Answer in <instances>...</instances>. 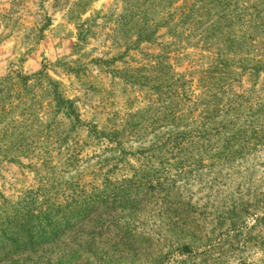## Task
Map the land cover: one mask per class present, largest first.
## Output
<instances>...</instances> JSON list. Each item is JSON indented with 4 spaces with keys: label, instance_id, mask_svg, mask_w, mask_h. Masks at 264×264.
Listing matches in <instances>:
<instances>
[{
    "label": "rangeland",
    "instance_id": "1",
    "mask_svg": "<svg viewBox=\"0 0 264 264\" xmlns=\"http://www.w3.org/2000/svg\"><path fill=\"white\" fill-rule=\"evenodd\" d=\"M99 2L0 0V264H248L264 0Z\"/></svg>",
    "mask_w": 264,
    "mask_h": 264
},
{
    "label": "trees",
    "instance_id": "2",
    "mask_svg": "<svg viewBox=\"0 0 264 264\" xmlns=\"http://www.w3.org/2000/svg\"><path fill=\"white\" fill-rule=\"evenodd\" d=\"M222 1H224L223 3L224 4H226L227 6H225V8H230V7H232V6H236L237 4H238V0H222ZM238 17V16H237ZM233 20V19H232ZM231 20V21H232ZM215 113H222L224 116H221L222 118H224L225 120H226V118H225V116L227 115V120H238V114L237 113H235V111L232 109V108H229L228 110H227V113L225 114V110H221L220 108H215L214 110H212V113L211 114H209V118L210 119H213V120H216V119H218V116H216V115H214ZM235 113V114H234ZM223 119V120H224ZM255 120H264V112L262 111V112H259L256 116H255ZM260 134H257V139H258V141H261L262 139H260L258 136H259ZM262 136V135H261ZM250 204H246V205H244V210H242V212L241 213H244L245 212V214H248V213H250V206H249ZM254 209H257V208H255L254 207ZM244 211V212H243ZM256 215V214H255ZM252 217H254V216H252ZM256 218H254V221H255V223L257 224V227H256V229L255 230H259V233H260V239H264V213L262 214V215H257V216H255ZM5 232V231H4ZM5 236V233H3L2 234V236L0 237V238H3ZM184 251H190V249H188V248H185V250Z\"/></svg>",
    "mask_w": 264,
    "mask_h": 264
},
{
    "label": "clouds",
    "instance_id": "3",
    "mask_svg": "<svg viewBox=\"0 0 264 264\" xmlns=\"http://www.w3.org/2000/svg\"><path fill=\"white\" fill-rule=\"evenodd\" d=\"M105 0H100L99 3L94 5V8H99L101 6L102 3H104ZM54 3V0H48V4L49 6ZM5 7H8V5H5ZM92 13L89 12L88 15H91ZM85 19H87V16L84 17ZM6 23V22H5ZM11 29H8L7 31H10ZM0 31H4L2 24H0ZM5 34H7L5 32ZM13 42H8L4 45L5 51H7L8 48H10L12 46ZM89 49H85V51H88ZM49 55L51 56L52 54L49 53ZM52 59H55L54 56H52ZM56 71H59V69H57ZM50 75L55 76V73H50ZM60 76H55V79H60ZM245 255H249L248 253H246ZM243 258V257H241ZM253 260H258L260 262V264H264V251H260V250H256L255 251V255H252L251 259L248 261V264H252ZM237 264H239V262L237 261Z\"/></svg>",
    "mask_w": 264,
    "mask_h": 264
}]
</instances>
